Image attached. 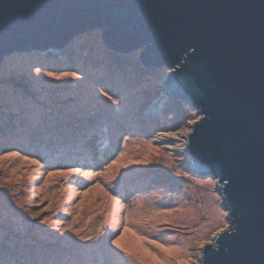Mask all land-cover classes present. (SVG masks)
Returning <instances> with one entry per match:
<instances>
[{
  "label": "rangeland",
  "instance_id": "rangeland-1",
  "mask_svg": "<svg viewBox=\"0 0 264 264\" xmlns=\"http://www.w3.org/2000/svg\"><path fill=\"white\" fill-rule=\"evenodd\" d=\"M101 39L100 32L87 33L63 51L47 52L50 58L14 53L0 66V112L27 122L23 131L0 136V248L10 251L0 264L22 257L26 264H201L202 249L229 227L216 182L192 169L188 136L200 117L186 103L166 99L170 71L147 69L150 76L133 84L127 67L113 88L103 86L90 52L104 46ZM78 47L90 57L79 54L74 66ZM141 52L122 62L145 68ZM14 78L35 97L14 87ZM94 118L113 139V155L102 167L60 165L29 145L41 137L52 142L57 127ZM81 141L80 135L75 144Z\"/></svg>",
  "mask_w": 264,
  "mask_h": 264
},
{
  "label": "water",
  "instance_id": "water-1",
  "mask_svg": "<svg viewBox=\"0 0 264 264\" xmlns=\"http://www.w3.org/2000/svg\"><path fill=\"white\" fill-rule=\"evenodd\" d=\"M91 32L114 55L167 68L166 99L200 117L189 161L216 182L229 222L201 264H264V0H0V66Z\"/></svg>",
  "mask_w": 264,
  "mask_h": 264
},
{
  "label": "trees",
  "instance_id": "trees-1",
  "mask_svg": "<svg viewBox=\"0 0 264 264\" xmlns=\"http://www.w3.org/2000/svg\"><path fill=\"white\" fill-rule=\"evenodd\" d=\"M92 50H90L91 54L94 55L95 57L93 60H95V65L97 66L96 72L99 77V81L103 86H106L107 83L110 82V89L111 86L113 85L114 79H118L120 76L122 78L125 77L124 69L127 67L133 68L134 70V76H132V83L139 84L141 81L146 79L149 75L148 72L149 70L145 68H141L140 66H135L133 64L134 62H122V60L125 58V55H114L113 52L108 51L104 46L100 45L99 47H91ZM88 48L84 47H78L76 48V56H74V61L73 64L76 66V57H78L79 54L84 56L90 57ZM67 52V51H66ZM54 53V52H53ZM47 58L52 57L53 55L51 53H45L43 56ZM114 55V56H113ZM70 58L68 59V61ZM83 60V59H81ZM92 59H86V62L93 61ZM125 60V59H124ZM71 62V63H72ZM86 66V65H85ZM89 70V69H88ZM98 71L103 72V74H100ZM100 75V76H99ZM123 75V76H122ZM22 78L19 79H13V86L20 88L22 92L30 97H35L36 93L31 90V87L29 84H26L25 82L22 81ZM105 82V83H104ZM112 82V83H111ZM128 85V83H126ZM133 84H130V87H134ZM115 85V84H114ZM126 85V86H127ZM114 86H112L113 88ZM125 87V86H124ZM129 87V88H130ZM156 96L152 97V101L147 103L142 107V110H146V108L156 102ZM159 100V99H158ZM171 101L170 104L167 105L166 110L167 111H173V105ZM164 110V112H166ZM143 114V113H142ZM141 117H143V115ZM12 118H16V121H12ZM149 120H152V117L148 116L147 117ZM9 122H8V121ZM180 120V119H179ZM57 121V120H56ZM128 123V122H127ZM16 124L20 126V128L16 127ZM27 122L26 120L20 121L17 115L14 113H1L0 112V136H7L10 137L9 131L15 129L16 131H23L25 128ZM77 124H68L66 125V128H56L55 130L50 132V138L54 139L52 142H47L44 137H41L38 141L35 140H28L31 144H29L31 147H33L34 152L37 154L41 155L43 158H48L51 162H57L60 161V165L62 163H68V164H78L80 163L81 165H87L85 164V161H89V165L91 166H97L102 167V163L107 161L109 158L112 157L113 153L112 151L113 146H112V141L113 139L111 138L110 135H106L107 130L109 128L107 126H103L101 129L98 127V124L94 119L89 120V121H80L78 126ZM117 126H122L121 122L116 124ZM115 126V125H114ZM153 127V126H152ZM117 128V127H116ZM67 130H69V133H67ZM82 136V141L78 143L77 145L75 144L76 139L79 136ZM14 142H19L20 140L18 138H12L11 139ZM30 146L28 148H30ZM3 148V147H1ZM32 149V148H31ZM42 149V150H41ZM45 150V151H43ZM28 246V245H27ZM18 248V246L16 247ZM30 248V247H27ZM26 252V250H24ZM10 253L9 249H3L0 248V261H4L5 256ZM29 258H34L33 255ZM15 261V264H26L25 260L26 257L22 258H10V260ZM35 260V259H32ZM28 263H31L27 261ZM36 264V263H32ZM47 264V262L45 263Z\"/></svg>",
  "mask_w": 264,
  "mask_h": 264
},
{
  "label": "bare ground",
  "instance_id": "bare-ground-1",
  "mask_svg": "<svg viewBox=\"0 0 264 264\" xmlns=\"http://www.w3.org/2000/svg\"><path fill=\"white\" fill-rule=\"evenodd\" d=\"M158 104H159V103H157V104L151 109V111H153V112H154V111H157L158 108H159Z\"/></svg>",
  "mask_w": 264,
  "mask_h": 264
}]
</instances>
